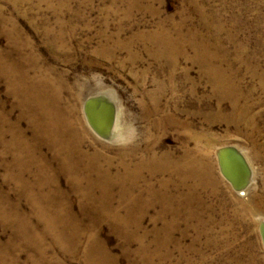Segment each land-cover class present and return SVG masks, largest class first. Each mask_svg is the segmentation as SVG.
Masks as SVG:
<instances>
[{
    "label": "rangeland",
    "instance_id": "obj_1",
    "mask_svg": "<svg viewBox=\"0 0 264 264\" xmlns=\"http://www.w3.org/2000/svg\"><path fill=\"white\" fill-rule=\"evenodd\" d=\"M167 40L174 42L173 52L159 54L161 41ZM0 52L9 61L25 57L26 65L55 71L70 87L80 86L83 99L75 102L76 116L87 132L84 148L99 149L116 163L119 141L144 147L157 138L159 152L178 153L187 138L183 126L208 139L200 145L212 161L217 192L198 188L196 194L204 205L214 207L212 213H204L209 224L198 242L192 230L186 237L175 231L181 247L167 243L160 256L169 251L170 258L154 255L156 264H264V0H0ZM1 71L0 110L31 139L29 119ZM99 92L114 97L120 139L98 133L83 110L84 101ZM65 95L70 98L67 90ZM233 97L250 104V124L229 121ZM226 147L239 148L250 166L251 178L242 194L222 171L218 151ZM44 152L50 155L47 147ZM6 172L1 153L0 186L10 204L19 202L18 210L31 215L30 201L13 180L4 179ZM161 177H154L156 185ZM58 180L70 191L64 174H58ZM81 206L72 194L73 212L118 264H144L136 258L143 243L152 253L156 249L154 229L162 223L152 217L159 205L146 212L140 228L131 225L127 236L109 220L86 215ZM236 212L244 221L223 220ZM14 226L0 220V245L10 257L17 254L19 264H30L33 244L16 235ZM159 236L165 233L159 231ZM46 240L65 264H86L79 254L64 253L52 235Z\"/></svg>",
    "mask_w": 264,
    "mask_h": 264
},
{
    "label": "bare ground",
    "instance_id": "obj_2",
    "mask_svg": "<svg viewBox=\"0 0 264 264\" xmlns=\"http://www.w3.org/2000/svg\"><path fill=\"white\" fill-rule=\"evenodd\" d=\"M173 44L171 40L161 41L163 49L159 54L173 52ZM0 69L33 130V137L27 138L19 123H12L0 110V151L2 164L7 169L4 179L13 180L15 188L25 195L32 207L31 215L23 214L18 210L19 202L10 204L0 186V220L8 226L15 225L16 235L33 244L30 264H65L51 252L47 235L54 237V242L64 253L68 252L72 257L79 254L86 264H118V259L108 252L99 236L90 233L89 227L73 212L72 194L80 198L86 215L93 213L109 220L126 236L131 225L140 228L146 212L159 205L152 217L155 223H162L159 229H154L157 247L152 253L143 243L136 253V258L139 256L144 264H156L152 260L154 255L160 260L170 258L169 251L164 258L160 256V249L167 243L175 249L181 247V242L174 239L177 230L182 237L192 230L196 233L194 241L200 240L210 221L204 213H212L214 207L204 205L196 191L202 188L216 193L218 187L208 151L200 145L202 140H208L202 133L183 126L187 138L178 153L159 152L157 138L149 140L144 147L127 146L126 142L118 140L116 163L111 157L103 156L99 149L89 151L84 148L87 132L83 121L76 116L79 110L76 103L83 99L80 86L70 87L64 76L56 75L55 71L41 70L32 63L26 65L25 57L21 59V56L14 62L0 52ZM66 90L70 92L71 100L66 98ZM115 103L113 95L99 92L86 99L83 105L91 126L108 139L121 138L116 126ZM250 109V104L242 105L239 97H233L229 121L250 124L252 120L247 118ZM156 126L161 127V123ZM101 144L107 146L104 142ZM45 147L50 155L44 152ZM218 154L225 177L241 194L244 193L251 171L242 151L237 147H226L219 149ZM60 173L66 176L70 191L60 187ZM167 174L170 177L166 178ZM156 175L162 176L158 185L153 181ZM115 201L117 206H113ZM248 208L254 210L250 204ZM121 209H124L123 214ZM223 220L244 221L237 212ZM261 225L264 237V218H261ZM159 231L165 236L160 237ZM139 240L143 242L142 235ZM19 258L17 254L10 257L6 248L0 245V264H19Z\"/></svg>",
    "mask_w": 264,
    "mask_h": 264
}]
</instances>
